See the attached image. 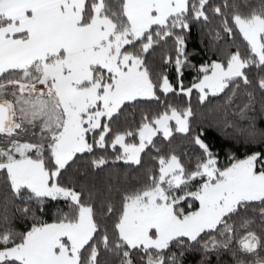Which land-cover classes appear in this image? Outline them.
<instances>
[{"label": "snow or ice", "instance_id": "snow-or-ice-1", "mask_svg": "<svg viewBox=\"0 0 264 264\" xmlns=\"http://www.w3.org/2000/svg\"><path fill=\"white\" fill-rule=\"evenodd\" d=\"M257 103L264 0H0V264H264Z\"/></svg>", "mask_w": 264, "mask_h": 264}, {"label": "trees", "instance_id": "trees-1", "mask_svg": "<svg viewBox=\"0 0 264 264\" xmlns=\"http://www.w3.org/2000/svg\"><path fill=\"white\" fill-rule=\"evenodd\" d=\"M204 47L203 43L201 42V37L199 36L198 33L194 32L193 35L189 39V51L191 52H198L200 49ZM205 58L204 53L201 52L199 55L196 56V61L203 60ZM193 73L189 72L186 75L185 83L187 84L192 78H193ZM193 105L196 106V98L195 94L193 96ZM239 103H243L244 101H238ZM222 101H218L216 99H212L211 103L208 105V109L213 108L218 106ZM208 109H204L205 114L208 115V118L211 119V114L208 113ZM249 120H241L238 116L235 118V123L239 125L240 127H247L249 122H254L257 128H264V111L261 110V106L259 103L255 105V110L253 112H250L249 114ZM216 135L220 136L222 139H225L223 136V133L217 132ZM231 143L235 144L239 149L240 152L238 153L239 155H243V153L246 150L247 145L244 143L237 142L233 140ZM252 147L259 148L260 145L259 143L253 144ZM109 171L115 172L116 170H109L105 169V172L99 173L97 177V181L99 183H103L106 180V173ZM120 171H123V169H120ZM187 264H197V262L200 259V254L196 252L188 253L185 257ZM211 264H217L215 256L211 257Z\"/></svg>", "mask_w": 264, "mask_h": 264}]
</instances>
